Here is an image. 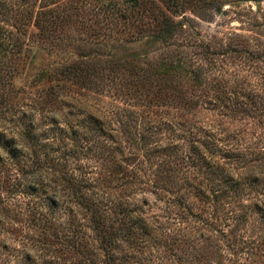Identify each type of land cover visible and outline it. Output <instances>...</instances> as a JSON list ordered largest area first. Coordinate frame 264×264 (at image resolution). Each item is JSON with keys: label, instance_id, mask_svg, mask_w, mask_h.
<instances>
[{"label": "rangeland", "instance_id": "obj_1", "mask_svg": "<svg viewBox=\"0 0 264 264\" xmlns=\"http://www.w3.org/2000/svg\"><path fill=\"white\" fill-rule=\"evenodd\" d=\"M203 1L0 0V264H264V0Z\"/></svg>", "mask_w": 264, "mask_h": 264}, {"label": "trees", "instance_id": "obj_2", "mask_svg": "<svg viewBox=\"0 0 264 264\" xmlns=\"http://www.w3.org/2000/svg\"><path fill=\"white\" fill-rule=\"evenodd\" d=\"M27 2V0H24ZM39 0H34V3L38 2ZM46 2H42L41 4V12L37 13L36 17V27L41 31V35L45 37H50L51 30H55L59 25L62 23H65L70 19V16L65 13V9H61L59 5H56L54 1L56 0H45ZM172 0H161V2L168 7L171 11L173 8V4L171 3ZM178 1V0H177ZM214 0H205L203 1L204 4H211ZM240 1H258V0H240ZM54 5V6H50ZM180 5V4H178ZM51 7V8H49ZM106 12L109 15H116L117 17L115 19H126L123 15L120 14L119 11L116 10H107ZM177 13V12H175ZM164 22V21H163ZM162 22V23H163ZM175 26L174 21L170 18L168 20H165V26ZM118 64V60L115 61ZM54 95V94H53ZM127 123L124 125L126 126ZM126 131H131L130 129L127 130V127H125ZM207 165H210L209 163ZM86 190H89L86 185H82V187L78 189H74L73 191H76L74 195H77V197H74L75 202L71 199V201L74 203L73 206H78L79 211H83V213L89 217L90 215V222L91 224L96 228V230L100 231V234H103L102 236V242L106 243L109 247V244L118 242V238L124 241H129V239L137 237L138 235H141L138 233L139 227H142L143 229H149L147 228L148 224L144 221H140V219H133L132 211L129 212V210H125L122 208L121 205L115 204L112 205V202L110 200H89L88 198H84V193ZM95 196V194H93ZM104 202V203H103ZM107 210H111L112 214H114L116 217L113 219L110 215L107 216L106 212ZM109 217L110 221L107 219ZM115 219L118 222V227H114ZM129 221L127 222V220ZM132 221V222H131ZM138 222L137 223L135 222ZM144 225V226H142ZM152 230V228H151ZM143 236V235H141ZM139 238V237H138ZM91 260L86 261V264H91ZM94 263V262H93Z\"/></svg>", "mask_w": 264, "mask_h": 264}]
</instances>
